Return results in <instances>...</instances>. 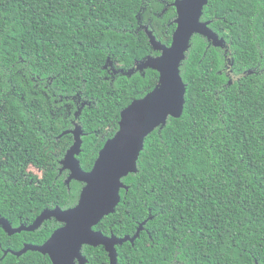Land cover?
I'll return each mask as SVG.
<instances>
[{"label":"trees","instance_id":"obj_1","mask_svg":"<svg viewBox=\"0 0 264 264\" xmlns=\"http://www.w3.org/2000/svg\"><path fill=\"white\" fill-rule=\"evenodd\" d=\"M174 1L0 0V137L10 125L11 143L26 149L18 179L12 162L0 171L1 215L29 225L44 208L77 204L84 185L60 172L73 143L63 132L82 128L77 159L90 171L121 112L158 83L141 67L159 55L145 28L169 46ZM200 21L223 46L192 36L179 67L181 117L144 139L115 212L94 228L132 237L144 222L116 247L117 264H264V0H207ZM28 168L42 175L24 176ZM58 226L46 222L28 243ZM81 252L109 264L102 247ZM26 263L51 264L31 251Z\"/></svg>","mask_w":264,"mask_h":264},{"label":"water","instance_id":"obj_2","mask_svg":"<svg viewBox=\"0 0 264 264\" xmlns=\"http://www.w3.org/2000/svg\"><path fill=\"white\" fill-rule=\"evenodd\" d=\"M206 3L207 0H175L172 3L176 11V28L169 46L161 44L145 28L151 47L159 52V55L148 58L141 67L156 71L158 83L152 91L133 101L121 112L118 131L104 143L90 171H84L77 159L81 152L82 128L75 125L72 130L63 132L72 136L73 143L60 162V172H69L65 182L67 185L74 180L84 186L74 207L66 210L59 207L45 209L31 225L23 228L27 232H34L49 218H54L62 224L42 245H27L22 252L32 251L48 256L51 264H87L81 252L82 248L102 246L107 253L109 264H117L116 247L126 242L132 244L137 239L144 222L138 226L132 237L105 236L94 228L104 217L115 212L120 202V190L127 189L122 179L137 172V160L143 149L144 139L157 127L164 126L168 117H181L185 85L179 74V67L189 49L192 36L202 35L214 46H222V39H218L208 28L209 22L200 21L202 8ZM161 92L171 100V111L158 108L151 102L145 103L150 97ZM134 105L138 106L132 117L134 123L128 133L122 135L125 132L126 114ZM110 145L113 147L110 148ZM15 232H20V229Z\"/></svg>","mask_w":264,"mask_h":264},{"label":"flooded vegetation","instance_id":"obj_3","mask_svg":"<svg viewBox=\"0 0 264 264\" xmlns=\"http://www.w3.org/2000/svg\"><path fill=\"white\" fill-rule=\"evenodd\" d=\"M222 46H223V43H222ZM11 128H12V126H10V125H8L7 127H2V129H7L8 131L4 132V134L0 137V171H2V166L4 165V163L12 162V164L14 166L12 169H10L8 171V175H10L11 177H12V175H15V177H13V178L18 179L19 178L18 172L21 176L23 174L22 173V166H23V168L26 167V149L24 147H22L20 142L15 141L14 144L11 143L10 139L12 136H11L10 130H9ZM6 140H7V142H6ZM16 162H20V164H21L20 169L16 168V166H15ZM60 162L61 161H59V166L61 167ZM29 171L32 172L33 174L37 175V176H41L42 172H43L42 169H38V168L37 169L30 168L29 169L28 168V169H25V171H24L25 175L24 176H26V174ZM64 171H66V170H64ZM66 172H67V178H68L69 172L68 171H66ZM56 207H58V206H56ZM54 208H55V206L54 207L51 206V207L44 208L42 211H44L45 209L52 210ZM63 210H66V209H63ZM16 216H17V219L10 220V219L5 218L3 215L0 214V264H27L26 263V254L28 253V251H25V252H22V251H23L25 246L32 245V244H29L27 241V233H33V232H27L23 228L28 227L34 221L28 225L26 221H23V219H22L23 217L21 214H18ZM52 220H55V219L49 218V219L43 221L41 226L38 229H36L35 231L39 230L46 222H50ZM55 221L59 224L58 228L62 226V224L59 223L57 220H55ZM19 229H20V232H15L16 230H19ZM98 247H102V246H98ZM44 257L48 258V256H44Z\"/></svg>","mask_w":264,"mask_h":264},{"label":"snow or ice","instance_id":"obj_4","mask_svg":"<svg viewBox=\"0 0 264 264\" xmlns=\"http://www.w3.org/2000/svg\"><path fill=\"white\" fill-rule=\"evenodd\" d=\"M149 102H151L153 105H155L158 108H167L168 111H171V108L169 107V105L172 102L162 92L154 95V97H150L149 101H146L145 103H149ZM137 109H138V106L134 105L132 108L129 109V113L126 114L125 132L122 133V135L127 134L130 127L133 125L134 121H133L132 117H134ZM109 147L112 148L113 146L110 145Z\"/></svg>","mask_w":264,"mask_h":264}]
</instances>
